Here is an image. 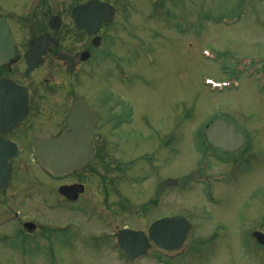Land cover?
<instances>
[{
    "label": "rangeland",
    "instance_id": "rangeland-1",
    "mask_svg": "<svg viewBox=\"0 0 264 264\" xmlns=\"http://www.w3.org/2000/svg\"><path fill=\"white\" fill-rule=\"evenodd\" d=\"M101 1L116 9L115 32L77 87L91 104L97 103L93 92H99L118 112L130 109L131 132L100 130L108 149L66 182L83 186L75 204L58 195L63 183L44 178L25 150L13 163L11 187L0 197V216L9 214V221L0 219V264H264V247L252 236L264 235V78L255 81L257 73L264 76L263 63L255 61L264 60V0ZM33 3L0 0V12L20 14ZM58 12L53 6L51 14ZM34 33L32 28L29 38ZM245 58L257 72L252 76L249 62L240 63ZM20 62L13 79L35 92L38 105L47 99L60 104L64 84L75 89L77 76H68L53 56H45L31 76ZM241 67L243 73H236ZM110 70L112 81L105 77ZM120 72L129 74L128 84L120 85ZM49 87L57 91L47 95ZM217 120L248 136L254 160L224 165L225 156L208 148L204 134ZM50 121L63 125L62 116ZM159 145L176 154L158 151ZM146 154L155 167L141 159ZM165 159L169 166L157 168ZM200 164L204 170L191 178ZM166 177L180 185L164 187L158 198L156 183ZM163 216H181L193 225L186 254L171 263L153 252L125 262L114 246L115 229L146 232ZM27 222L36 226L33 232L23 229Z\"/></svg>",
    "mask_w": 264,
    "mask_h": 264
},
{
    "label": "flooded vegetation",
    "instance_id": "flooded-vegetation-1",
    "mask_svg": "<svg viewBox=\"0 0 264 264\" xmlns=\"http://www.w3.org/2000/svg\"><path fill=\"white\" fill-rule=\"evenodd\" d=\"M89 2H99V3H105L109 5L113 10V16L112 20L110 22H100L98 23L97 27H94V22H80L82 25V29L78 30L75 26V23L72 21L71 18V12L74 8L86 5ZM32 7L30 10H24L20 14H4L3 12H0V18L4 19L5 23L8 26V29L12 35L13 45H14V59L11 61H8L6 63L0 64V82L1 81H8L12 83L15 87H20L25 89L26 91V106H27V114L24 119V121L18 125L15 128L8 129V125L6 126H0V140H6L10 145L16 146L19 150V156L11 161V179L9 186L6 190H4L2 193H0V197L3 195L5 191H7L11 187V183L13 182V163L17 161L20 156L28 150V152L31 153L33 156V141H47L63 131L67 130V124L66 120L70 113V111L73 109V107L78 102H83L86 107L95 115L96 122L93 127V133L91 137V146L93 148V160L91 163L84 168L81 172L77 173H70L67 175H64L59 178H53L49 174H47L45 171H43L37 164L36 159L33 160L39 169V172L44 178H49V180L59 181L62 182L61 187H83L80 184L77 183H66L71 177L75 175H79L83 173L85 170L89 169L97 160V156L100 153H104L108 146L104 145L100 142V139L98 137L100 130L102 134L111 133L116 130H119L121 132L122 129L125 127L126 132L130 133V126L132 124V111L128 108H124L121 111L118 112L115 108L112 106L103 103L104 100L101 101L100 99V93L99 92H93L94 97L96 100V104H91L89 101L83 97V93H81L77 87V82L80 80V77L87 76L91 66H94V63H96V57L98 55L99 50H101L104 46V44L109 40L111 37L110 35L115 32L113 24L115 22L114 18L117 16L116 9L113 5L110 3L101 1V0H60L57 2L56 0H34V3L31 4ZM61 10L62 13L58 12L54 15L51 14V9L53 8ZM31 11V12H30ZM58 18L60 22H50L52 18ZM69 17L70 22H64L65 19ZM24 27V31L20 29V27ZM32 28L34 30V37H30L32 33ZM47 36V42L45 47V52L43 55V63L42 65L38 66L34 71H32L29 75L26 74V66L24 63V55L29 51L32 43L36 41L40 37ZM103 52V51H102ZM58 54H61L68 58L66 61H61L58 58ZM109 54V53H108ZM108 54L104 53V58H108ZM21 55V56H20ZM50 55L53 56L58 62L62 64V68L68 76H77V80L75 83V89H71V87H68L67 84L62 85V88L60 89L61 95L65 97V99L61 100L60 104H55V101L52 102L49 101V99L45 100V104L38 105V102L40 103L39 99L35 97V92L29 88V86L19 84L17 81L13 79L14 74H16L15 71V65L17 63L22 64L24 75L25 76H31L33 75L39 68L44 66L45 63V56ZM18 57H21V60L18 59ZM70 62V63H69ZM68 68L72 70L71 72H68ZM114 68V67H113ZM112 68V69H113ZM118 70V68H116ZM121 71V68H119ZM122 76H120V80L123 82L120 83V85H126L128 84L130 80V76L127 73L120 72ZM105 77L108 80H111L115 78V74L113 72L107 71L105 74ZM112 91V86L110 87ZM57 88L49 87L47 89V95H49L50 92H56ZM3 90L0 89V98L3 97ZM70 95V96H69ZM69 96V97H68ZM68 99L72 101L70 104L68 103ZM56 116H62L63 117V125H59L58 127L51 124L50 118ZM10 115H3L0 113V120H8L10 119ZM173 130L171 131L173 139L174 133L178 131V118L175 117L173 120ZM108 127L106 129L105 127ZM129 128V129H128ZM105 129V130H104ZM121 129V130H120ZM241 133V132H240ZM101 134V135H102ZM243 134V133H242ZM104 135V136H105ZM121 136V134H117ZM32 136V137H29ZM244 143L242 147H240L235 152H226L223 150H218L210 147L208 145V148L212 150L219 151L222 153L225 157L224 165H228L229 163H232L234 165H238L241 163H244L246 161H249L250 159L254 160L255 158L254 153L251 152L252 146L249 144V138L248 136L244 135ZM109 137H112L110 135ZM123 137V135H122ZM173 142V140H172ZM170 147V146H169ZM169 147H165L163 145L158 146V151H165L168 150V153L176 154L174 153V150L170 149ZM26 150V151H25ZM171 150V151H169ZM6 151L5 149L0 148V153ZM172 156V155H171ZM152 155L146 154L144 156H141V159L145 160L147 163L152 164L153 167H155V164L151 162ZM168 159H165V162H162L157 168L164 169L165 167L169 166V163L167 162ZM130 165V164H129ZM205 165L200 164L197 166L196 171L192 172L190 174L191 178L196 179L199 176V173H201L202 170H204ZM233 170V168H232ZM124 178L128 177L127 173H124ZM154 177V174H152ZM164 176V175H162ZM156 177V176H155ZM222 177H224V172L222 173ZM159 178V177H158ZM147 176H143L142 180H146ZM164 179V180H163ZM157 186L161 185L162 192L159 191L157 194L155 192V195L159 198L161 194L164 191L165 188L174 189L177 186L180 185L177 178L175 177H166L162 178L159 182L156 183ZM41 189V188H40ZM83 190V188H82ZM42 193L44 192L41 189ZM44 195V193H43ZM81 195H79L77 202L79 201ZM211 198H209L210 200ZM12 213V212H9ZM7 215H1L0 219L3 221V218L8 219ZM166 217H175V216H163L162 218ZM12 219L17 220V214H12ZM158 220V219H157ZM9 221V220H7ZM2 223V222H1ZM24 224V223H23ZM34 231V229H32ZM261 234V232H254ZM253 233V234H254ZM252 234L253 238L254 235ZM262 237L257 238L255 240L256 244L260 247H264V235L261 234ZM114 246H115V236H114ZM188 251V248L182 253V254H175L173 256H165L159 252H156L157 256L160 258V260L165 262H173L179 257H182L186 252Z\"/></svg>",
    "mask_w": 264,
    "mask_h": 264
},
{
    "label": "water",
    "instance_id": "water-1",
    "mask_svg": "<svg viewBox=\"0 0 264 264\" xmlns=\"http://www.w3.org/2000/svg\"><path fill=\"white\" fill-rule=\"evenodd\" d=\"M112 16V8L99 2H89L74 8L71 12L72 21L78 30L83 28L80 22H94V27H97L100 22H110ZM50 22H60V20L54 17ZM46 42L47 36L38 38L24 55L27 75L42 65ZM58 58L61 61L68 60L61 54H58ZM13 59L12 35L4 19L0 18V64ZM71 71L68 68V72ZM0 89L4 94L0 98V113L11 116L8 120H0V126L8 125V129L15 128L23 122L27 114L26 91L13 86L8 81H1ZM95 122L94 113L83 102H78L67 117L66 131L47 141H33V151L39 165L54 177L81 172L94 157L91 137ZM205 140L211 147L227 152L237 151L244 143V137L236 131V127L222 120L211 124L205 132ZM0 148L6 150L0 153L1 193L9 186L11 161L17 157L18 150L6 140H0ZM82 192L80 186L58 189V194L71 202L76 201ZM23 227L28 231L35 228L30 223L24 224ZM192 229V225L186 219L172 217L153 222L146 234L123 229L116 232L115 238L118 250L123 254L124 259L131 263L145 258L151 248L165 255L181 253L186 248V240ZM254 237L257 239L262 235L255 233Z\"/></svg>",
    "mask_w": 264,
    "mask_h": 264
}]
</instances>
